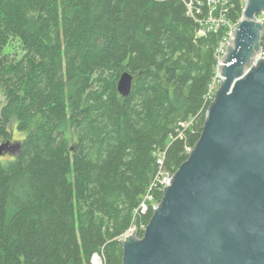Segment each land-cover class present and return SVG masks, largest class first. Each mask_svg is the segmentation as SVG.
Instances as JSON below:
<instances>
[{"label":"trees","instance_id":"16d2710c","mask_svg":"<svg viewBox=\"0 0 264 264\" xmlns=\"http://www.w3.org/2000/svg\"><path fill=\"white\" fill-rule=\"evenodd\" d=\"M189 1L0 0V142L25 134L0 161V264H123L158 154L176 172L211 103L225 28L199 35L208 6L190 15Z\"/></svg>","mask_w":264,"mask_h":264},{"label":"water","instance_id":"95a60500","mask_svg":"<svg viewBox=\"0 0 264 264\" xmlns=\"http://www.w3.org/2000/svg\"><path fill=\"white\" fill-rule=\"evenodd\" d=\"M264 0H244L199 140L140 235L120 238L123 264H264ZM133 75L117 88L130 93ZM21 142H0V155ZM136 222H134L135 224Z\"/></svg>","mask_w":264,"mask_h":264},{"label":"built area","instance_id":"2783aa9c","mask_svg":"<svg viewBox=\"0 0 264 264\" xmlns=\"http://www.w3.org/2000/svg\"><path fill=\"white\" fill-rule=\"evenodd\" d=\"M234 1L235 0H205L208 9L204 17L198 18V21L201 25L198 34L205 36L209 32L212 31L217 32L223 25L229 24L231 22L236 23V25L234 26L235 28L240 18L235 21L227 19L228 10L234 6ZM239 1L244 6V0H239ZM204 3L202 0H197V5H194V1L190 0L187 3L190 15H194L195 12L201 13L202 6ZM259 17L261 18V15ZM234 28L230 27V29L224 30V34L221 37L215 49L214 75L209 84L208 92L206 94V100L212 101L215 97L216 91L220 87L221 84L220 65L222 63V57L226 52L227 45L230 39L232 38ZM261 56H264V47ZM188 150L190 151L191 149L189 148ZM164 160H165V152L163 151L158 154V158H157L158 169L152 178V183L150 185V188L144 194L140 205L134 211V218H133L134 221L129 229L136 226L140 232H143L145 230L146 223L141 221L140 223L138 222V224L137 223L134 224L135 220H137L139 216L145 214L150 207L153 208V206L160 201L157 200L155 194L152 192L153 188L156 186L160 191H164L165 185L169 184L171 178L174 176L175 171H171L170 169L164 167ZM102 263L103 261L101 256L95 253L92 257V264H102Z\"/></svg>","mask_w":264,"mask_h":264},{"label":"rangeland","instance_id":"374dc122","mask_svg":"<svg viewBox=\"0 0 264 264\" xmlns=\"http://www.w3.org/2000/svg\"><path fill=\"white\" fill-rule=\"evenodd\" d=\"M261 18L264 19V16L261 15ZM235 25H236L235 22H231L229 24L223 25L222 27H224L225 29H230V27H233L234 28ZM17 45L18 44L15 43V46H17ZM3 103H4V96L0 92V107L2 106ZM11 132H12V139H11L12 141L13 140H15V141L19 140L20 141L24 137V135H25L23 132L17 131L16 128L14 127V125L11 126ZM4 156L5 157H9V156H11V154H7V155H4Z\"/></svg>","mask_w":264,"mask_h":264},{"label":"clouds","instance_id":"9594fccd","mask_svg":"<svg viewBox=\"0 0 264 264\" xmlns=\"http://www.w3.org/2000/svg\"><path fill=\"white\" fill-rule=\"evenodd\" d=\"M12 142L14 143L15 140H13ZM0 161H4L5 164L7 163L6 157L4 155H0Z\"/></svg>","mask_w":264,"mask_h":264},{"label":"flooded vegetation","instance_id":"af4514ba","mask_svg":"<svg viewBox=\"0 0 264 264\" xmlns=\"http://www.w3.org/2000/svg\"><path fill=\"white\" fill-rule=\"evenodd\" d=\"M12 139V138H11ZM5 155H7V154H5Z\"/></svg>","mask_w":264,"mask_h":264}]
</instances>
